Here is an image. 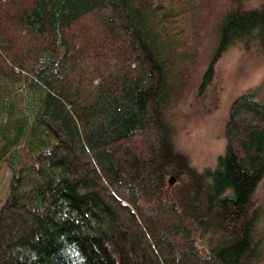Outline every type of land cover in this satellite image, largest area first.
<instances>
[{
  "label": "trees",
  "instance_id": "1",
  "mask_svg": "<svg viewBox=\"0 0 264 264\" xmlns=\"http://www.w3.org/2000/svg\"><path fill=\"white\" fill-rule=\"evenodd\" d=\"M194 6L0 0V264H264V103L230 100L201 168L167 118ZM218 15L199 89L232 46L264 58V0Z\"/></svg>",
  "mask_w": 264,
  "mask_h": 264
},
{
  "label": "rangeland",
  "instance_id": "2",
  "mask_svg": "<svg viewBox=\"0 0 264 264\" xmlns=\"http://www.w3.org/2000/svg\"><path fill=\"white\" fill-rule=\"evenodd\" d=\"M185 0H175L177 4ZM195 6L176 18L175 33L183 40V82L168 111L181 147L192 155L195 166L212 165L224 150L222 121L226 106L237 93H249L264 103V58L254 45L246 51L232 46L214 66L212 80L199 89L210 60L218 22L219 0H194ZM8 170L0 169V201L5 195ZM264 209V184L258 192ZM258 204V203H257Z\"/></svg>",
  "mask_w": 264,
  "mask_h": 264
}]
</instances>
